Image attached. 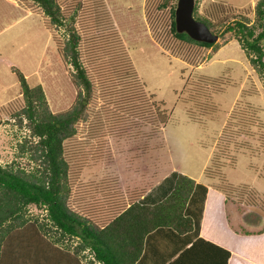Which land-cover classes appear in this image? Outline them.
<instances>
[{"label":"rangeland","instance_id":"1","mask_svg":"<svg viewBox=\"0 0 264 264\" xmlns=\"http://www.w3.org/2000/svg\"><path fill=\"white\" fill-rule=\"evenodd\" d=\"M9 1L25 15L0 31V166L40 176L41 165L20 147L37 138L29 137L18 111L22 96L13 70L32 86L51 66L64 75L71 67L57 47L62 29L48 25L37 2ZM57 1L66 17L76 9L80 61L92 86L85 119L62 142L68 208L100 223L162 177L174 181L178 172H200L199 177L219 178L214 184L225 187L236 204H250L247 215L262 217L264 224V73L251 68L232 32H213L218 38L210 47L175 38L169 9L176 0ZM254 1L196 0L195 5L198 14L217 13L212 20L226 23L233 16L252 18ZM118 15L134 17L128 20L134 29L122 31ZM126 19L121 22L127 27ZM216 25L220 31L223 25ZM56 92L65 100L52 94L49 105L65 109L71 101ZM228 204L241 214L247 209L230 199ZM26 212L28 222L47 224L42 207L28 205ZM196 248L184 253H194L197 261Z\"/></svg>","mask_w":264,"mask_h":264},{"label":"trees","instance_id":"2","mask_svg":"<svg viewBox=\"0 0 264 264\" xmlns=\"http://www.w3.org/2000/svg\"><path fill=\"white\" fill-rule=\"evenodd\" d=\"M33 1L40 6L49 26L62 29V38L56 39L57 47L59 55L71 70L64 75L55 71L59 70L58 66H51L56 73L51 75L52 70L48 71L40 76L42 84L32 86L27 84L20 71L13 70L22 96V106L18 111L24 116L29 137L37 138L28 145L21 143L20 147L31 152L30 157L41 165V172L40 176H36L31 171L0 166V264H135L141 255L145 236L153 230L169 228L177 235L192 230L193 222L186 208L196 188L195 181L178 172L172 188L159 201L146 204L133 200L100 223L68 208L65 203L68 192L65 182L67 165L62 157V142L75 133V124L85 119L92 86L80 61L78 44L81 38L74 24L76 9L66 17L57 0ZM195 4L196 0L192 17L203 22L212 32H232V38L238 42L251 68L257 73H264V0L254 1L252 18L245 14L233 16L226 23L223 19L219 22L212 20L217 13L211 14V17L198 14ZM24 15L23 9L9 0H0V31L4 24ZM169 15V30L175 38L199 46H211L212 43L198 42L184 33H176L173 6L169 9ZM126 16L118 15L116 22L120 23L122 31L129 33L135 24L128 20L134 17L126 19ZM121 19H126L129 26H123L122 22L125 21ZM112 21L115 22V18ZM216 24L223 25L220 31ZM130 35L133 37V32ZM65 82L69 85L67 90L62 88ZM58 89L67 94L71 103L65 109L53 110L48 103L52 94L57 95L60 103L65 100V97L57 94ZM158 119L163 120L162 116ZM216 187L227 196L226 192L229 191L225 187ZM202 189L203 198L205 188ZM28 205L42 207L46 212L47 224L35 226L34 222H28ZM31 220L36 221V218L32 217ZM207 243L214 246L216 251H206L203 247V264H226L229 250L203 240V244ZM193 246L192 243L188 252ZM183 255L186 256V253Z\"/></svg>","mask_w":264,"mask_h":264},{"label":"crops","instance_id":"3","mask_svg":"<svg viewBox=\"0 0 264 264\" xmlns=\"http://www.w3.org/2000/svg\"><path fill=\"white\" fill-rule=\"evenodd\" d=\"M200 174L198 172L196 175H189L196 185L186 208V213L193 222L192 230L183 235H177L169 228L153 230L145 236L141 255L135 264H173L180 255L185 254L184 251L189 249L192 243L197 245L195 251L200 254L197 261L194 253L189 256L186 253V256L175 264H203V247L206 251L210 250V247L203 244V240L229 250L230 255L226 264H264L262 217L252 219L247 215L249 208H252L250 204L242 202L241 205L236 204L232 199L233 195L227 194L228 197H225L214 184L219 178L205 175L199 177ZM160 182L144 192L136 201L152 204L162 199L171 189L173 181L172 179L164 181L162 177ZM202 188H205L203 198ZM227 199L231 200L232 205L234 202V207L239 205L247 209L242 214L236 212L229 204L226 206Z\"/></svg>","mask_w":264,"mask_h":264},{"label":"water","instance_id":"4","mask_svg":"<svg viewBox=\"0 0 264 264\" xmlns=\"http://www.w3.org/2000/svg\"><path fill=\"white\" fill-rule=\"evenodd\" d=\"M194 0H176L173 9V23L176 33H184L190 39L214 43L218 36L210 31L207 26L192 17Z\"/></svg>","mask_w":264,"mask_h":264}]
</instances>
